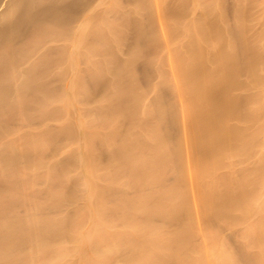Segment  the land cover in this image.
<instances>
[{"label":"bare ground","instance_id":"6f19581e","mask_svg":"<svg viewBox=\"0 0 264 264\" xmlns=\"http://www.w3.org/2000/svg\"><path fill=\"white\" fill-rule=\"evenodd\" d=\"M0 264H264V0H0Z\"/></svg>","mask_w":264,"mask_h":264}]
</instances>
